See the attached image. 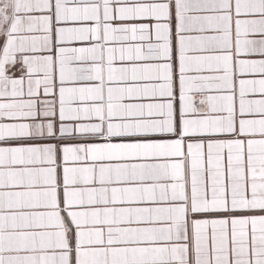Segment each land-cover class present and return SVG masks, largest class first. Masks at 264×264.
Returning <instances> with one entry per match:
<instances>
[{
    "label": "snow or ice",
    "instance_id": "6c2138e0",
    "mask_svg": "<svg viewBox=\"0 0 264 264\" xmlns=\"http://www.w3.org/2000/svg\"><path fill=\"white\" fill-rule=\"evenodd\" d=\"M0 264H264V0H0Z\"/></svg>",
    "mask_w": 264,
    "mask_h": 264
}]
</instances>
